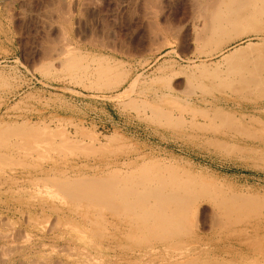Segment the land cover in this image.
Segmentation results:
<instances>
[{"label":"rangeland","instance_id":"1","mask_svg":"<svg viewBox=\"0 0 264 264\" xmlns=\"http://www.w3.org/2000/svg\"><path fill=\"white\" fill-rule=\"evenodd\" d=\"M154 2L0 0V132L26 121L35 128L39 125L38 131L48 129L51 134L59 131L56 132L58 136L52 134L41 148L20 147L14 137L0 145V155L12 166L11 170L1 168L0 163L1 177L13 175L18 181L13 192L0 194V200L10 206H19L22 201L24 206L28 204L33 209L37 218L29 225L32 235L23 239L25 241L15 237L17 233L22 236L27 227L26 214L11 218L5 231L15 240L0 242V261L5 260L2 264L15 261V253L9 250L3 253L6 251L2 250L3 246L14 247L15 252L41 256L47 264H57V260L61 264L60 259H65L68 253L77 255L91 247L64 241L62 232L68 230L69 224H62L49 241L39 242L41 232L50 234L48 225L55 223L56 215L73 214L43 180L45 176L37 177L39 183L23 184L19 178L22 174L28 175V171L32 175L40 174V170H47V177L73 176V173V177H100L118 172V176L123 177L125 171H135L137 176L148 168L152 173L160 167L167 177L179 175L174 180L194 193L195 217L189 223L198 234L202 249L210 250L217 245L225 260L233 264L246 258L264 260V32L244 34L221 50L205 47L195 40L201 20L193 13L188 0H165L163 9ZM57 7L70 10L66 40L62 37ZM68 56L76 57L73 61L79 59L82 64L76 77L64 67L66 60L63 58ZM59 59L63 63H59ZM100 65L110 68L118 79L112 89L102 91L94 87L96 77L91 72ZM244 81L252 86L247 92L238 93L227 87ZM199 85L206 86L208 93H201ZM163 94H168L167 98L171 95V100L177 97L174 101L187 106L188 110L165 106L162 99L159 100ZM147 102L164 107L170 118H181L182 123L166 125L163 120L156 121L155 117L153 120ZM215 103L230 113L242 129L259 136L246 137L228 128L216 136L209 129L206 116L192 114L189 110L205 108L210 114ZM65 139L71 144L80 142L83 151L75 144L74 148H66ZM220 142L228 149L217 145ZM128 162L135 163L128 168ZM227 218L231 222L228 223ZM93 233L98 231L93 230ZM98 245L103 249L110 247L102 237ZM116 245L119 250L126 248L127 253H131L128 247L137 249L134 244L126 245L125 242ZM16 246L23 247L17 249ZM59 247L63 249L60 252L56 250ZM63 252L66 255L62 256ZM86 255L105 253L91 251ZM21 263L17 260L15 264Z\"/></svg>","mask_w":264,"mask_h":264},{"label":"bare ground","instance_id":"2","mask_svg":"<svg viewBox=\"0 0 264 264\" xmlns=\"http://www.w3.org/2000/svg\"><path fill=\"white\" fill-rule=\"evenodd\" d=\"M188 2L192 8L193 13H196L198 18L201 20V28L196 33L195 40H196V42H199L202 46L215 47V49L221 50L223 47H225L229 43L239 39L244 34L251 33V32H253V33L264 32V24H262V20H264V0H188ZM146 3H147V0H146ZM154 3H156V5L159 6L160 9L165 8V4H166L165 0H155ZM154 3H152V4H154ZM68 6L70 7V5H68ZM53 9L51 11H53ZM61 9L62 10H58V7L56 8V10L59 13V21L61 24V29L63 31V32L61 31V33L63 35L62 37L64 38V40H66L67 31L70 27V22H69L70 10H69V8L64 9L62 7H61ZM81 10H82V8H81ZM54 11H55V9H54ZM53 13L55 14V12H53ZM59 36H61V35H59ZM61 42H62V40H61ZM45 44H46V42H45ZM47 48H49V47H47ZM66 51H68V50H66ZM75 58H73V57L70 58L69 56H68V58L67 57L65 59L63 58V60H66L64 67L68 71L72 72L73 73L72 76H74V77H76L75 75H77L76 74L77 71H80L83 68L82 64L78 61L79 59L73 61ZM58 61H59V63H63L62 61L60 62V59ZM97 61H99V60H97ZM89 74H86V75L88 76ZM91 74L95 75V77H96L95 78L96 81L94 82L95 83L94 87L96 86V89H101L102 91L107 90V89H112L116 85V83L118 82L117 81L118 79L114 77L112 70L110 68L102 67L101 65L94 68L93 71L91 72ZM80 76L81 75H78L77 77H80ZM87 76H86V78H87ZM84 77H85V75H84ZM227 87H229L230 89H233L234 91H236L238 93H244V92H247V90H249V88H251L252 86H251L250 82L244 81V82H240L238 84L229 85ZM191 88H193V87H191ZM198 88L200 89L199 91H201V93H204V94L208 93V91H209L208 88L206 86H203V85H201V86L199 85ZM189 92L191 93V91H189ZM164 94L159 98V100L162 99L161 103L164 104L165 106L175 107V108H178L181 110L187 109V106H184V105H181V104H178L175 102L177 97H175V98H173V100H171L172 98L170 97L171 96L170 94H169L170 96H168V98L166 97L168 94L167 95H164ZM239 95H242V94H239ZM243 96H245V95H243ZM199 97H200V95H199ZM225 100H226V98H225ZM244 101H246V100H244ZM187 102H189V101H187ZM212 102H214V101H212ZM227 102H229V101H227ZM161 103H159V104H161ZM189 103H187V104H189ZM202 103L203 102L201 101L200 104H202ZM215 105H216V103L213 106H211L210 114L207 113L208 109H205V108L204 109H198V110H193V109H189V110H191L192 114H198L200 116H206L209 129L211 130V132L213 134H216V136L218 134H220V132H223V130L225 128L237 131L246 137L254 138L256 136H259L257 134H254L251 131L242 129L241 126H239L236 123L234 117H232L230 113L223 111L221 109V107H218L217 105L216 106ZM229 105H231V104H229ZM147 106L149 107L148 109H150L154 115L152 117V119L155 117L156 121L163 120V123H165L166 125H180L182 123L181 118H175V119L170 118L168 111L163 109L164 107L155 105V103H151V102H147ZM236 106H237V104H236ZM236 111H235V114H236ZM233 112H234V110H233ZM255 112H257V111H255ZM152 113H151V115H152ZM26 123H28V122L26 121ZM26 123L21 122L20 125H18V124H15L14 126L12 125L13 127L10 125L11 126V127L9 126L10 128L7 125V127L9 128V131L0 132V145H5L6 141L8 140L9 137H14L18 140V142L16 144H18V146H20V147H23V148L25 147L28 149H29V147H31L33 149L41 148V147H43V143H45V141H48L50 139V137L52 136V134L57 132L56 130H54V132L51 134V132L48 129H42V130L38 131L36 129L39 127V125H37L35 128V126H33V127L31 126L32 124L28 125ZM246 124H248V122ZM60 131H63V130H60ZM35 133H39L40 135H43V136H39L38 134H35ZM41 133H43V134H41ZM57 136H58V134H57ZM200 136H201V134H200ZM67 138L69 139V137H67ZM82 138H83V136H82ZM240 139H242V138H240ZM59 140H61V139H59ZM248 140H250V139H248ZM235 142H236V140H235ZM257 142H259V141H257ZM79 143L76 144L74 141L73 144L78 145V147L80 149L83 148ZM73 144H71V142L69 143L68 140L65 139L63 145L66 146V148H70ZM222 144H221V142L217 143V145H219L220 147L227 148L226 145H222ZM229 145L231 146V143H229ZM45 146H46V144H45ZM83 146H85V145L83 144ZM260 147L258 146V148H260ZM58 148H60V147H58ZM72 148H74V146H72ZM214 148H216V147H214ZM217 148L219 149V147H217ZM234 148H236V147H234ZM7 149L5 151H7ZM33 149H31V150H33ZM75 149H77L76 146H75ZM87 149L89 150V148H87ZM238 149L239 148L237 147L236 150H238ZM221 150H224V149H221ZM227 151L228 150H226V152ZM206 152H207V150H206ZM231 152H232V150H231ZM247 152H249V149ZM254 152H255V150H254ZM90 153H93V152H90ZM98 153H100V152H98ZM251 154H253V153H251ZM85 156H87V155H85ZM259 156H260V154H259ZM5 159H6V157L4 158L2 155H0V163H2L1 168H7V169L9 168L10 169L12 166L8 163V160L6 161ZM124 163H126V161ZM133 163H135V162H133ZM133 163L128 162L126 164V166L128 168H131ZM144 163H147V162L144 161ZM118 165H120V164H118ZM145 166H146V164H145ZM150 166H152V165L150 164ZM153 166H154V164H153ZM140 167L141 166H139V169H140ZM158 167H160V166H158ZM160 168L155 170L152 173H150V171H152V170H149V168H148L147 172H145V170H143V172L142 173L140 172V174L137 176H135V174H134L135 171H133V172L125 171L124 172L125 176H123V177L118 176V172H116L117 174L116 173H112V174H108V175L104 174L105 176H100V177H92V176L91 177L90 176L73 177L74 173H73V176L60 175L59 177H56V176L47 177V170H46V172L44 170L43 171L40 170V172H41L40 174H38L39 172L37 173L36 171H35L36 173H34L33 175L29 171H28V175L25 174V176H24L22 174L19 178H22L21 183H23V184H26V183L33 184L34 182L38 181V180H36L38 176H42V175L45 176L46 178H44L43 180L46 181L47 184L53 188V190H55V193H54L55 196L60 198V201H62V203L68 208V210L71 211L69 213L73 214V215H69L68 217L66 215L65 216L56 215V217L54 218L55 223L53 225L51 224V226L48 225V227H49L48 229L50 231V234L49 233L47 234L44 231L41 232L40 237H38L39 242H44V241L48 240L49 238H52V236H54L53 232L54 231L58 232V230L61 229L60 226L62 224H69L70 227L68 226L69 227L68 230L66 229L67 231L62 232V234H63L62 236L66 238L64 241L71 242V243L72 242H75V243L80 242L83 244L91 245V247L86 248V250L79 252L77 255H71V253H68V255L65 257V259H60L61 264H233V263H228L225 260V258L222 255L221 248L217 247V245L212 247L210 250L208 248H207L208 250L207 249L204 250L201 248L200 238H198V236H197L198 234L195 232V230L194 231L192 230V227H191L192 225L189 223L195 217V215H194L195 199L192 196V194H194V193L191 194V192H188V190L184 189V187H182L181 184H178V182H176L177 180L176 181L174 180L175 179L174 177L179 176V175H175L174 177H167L166 174L160 170ZM150 169H151V167H150ZM162 169H166V167L162 168ZM172 169H173V166H172ZM172 171H171V173H174ZM50 172H52V171H50ZM1 174L2 173H0V194L5 195V194L9 193L10 191L13 192V190H12L13 186L17 185V183H18V181L16 180V177L12 175V176H8V178H6L5 176L1 177ZM177 174H179V173H177ZM180 175H182V174H180ZM183 175H185V174H183ZM32 176L36 177V178H33L34 180H32V178H31ZM186 179H188V178L186 177ZM190 181H192V180H190ZM38 183H39V181H38ZM41 187L42 186H40V189H41ZM51 187H50V189H51ZM43 188H44V185H43ZM1 190H4L5 192H2ZM25 190L28 191L27 189H25ZM25 190L23 192H25ZM16 191L20 192V191H18V189ZM27 195H28V197H30L29 193H27ZM48 195H50V193ZM197 195H202V194H197ZM233 195H235V194H233ZM50 196H52V195H50ZM24 198H26V197H24ZM222 198H225V197H222ZM238 198H240V197H238ZM238 198H234V199L237 200ZM41 199H42V197H41ZM49 199L54 200V198H50V197H49ZM217 201H219V200H217ZM14 202H15V200H14ZM40 202H42V200ZM256 202H258V201H256ZM7 203L8 202H6L5 200H0V211L2 210V215L3 214L5 215L4 217L2 215H0V242H6V243L12 242V239L13 240H15V239L16 240H18V239L27 240L28 235L30 234L29 225L33 224V222L37 219L33 209L28 207V204H25V206H24L22 201L20 203H18L19 206H14V205L10 206ZM27 203H29V202H27ZM227 204H229V203H227ZM227 206L228 205H226V207ZM55 207H57V206H55ZM52 209H54V208H52ZM58 213H59V211H58ZM23 214H26L25 220L27 223L26 224L27 227L24 229V231H23L24 234L22 233V236L17 233V237H15V239H14L13 236L11 237V233H8L5 231V228H8V225L11 223V221H10L11 218L16 217L17 215H19L21 218ZM45 216H46V214H45ZM215 218H217V217H215ZM221 218H223V217H221ZM42 219H43V217H42ZM219 221H221V220H219ZM227 221H228V223L231 222V220L229 218H227ZM218 223H220V222H218ZM39 224H40V222H39ZM212 225L214 226V224H212ZM43 228H45V227L43 226ZM93 230L98 231V233L94 235ZM36 231H38V230H36ZM30 235H32V234H30ZM101 237L103 239L106 238V241L108 242L110 247H107L105 245L106 248L103 249L101 245H98L99 239H101ZM25 240H23V241H25ZM123 242H125L126 245L127 244H130V245L134 244L137 249H133L131 247H128L127 250H128V252H129V250H131V253H127L126 248H123V249L121 248L119 250L116 243L120 244ZM101 243L102 242H100V244ZM5 247H7V246L2 247V250H6L3 253L7 254V250L13 251L15 253V261L10 263V264H15L17 262V260H20L22 262L21 264H36V263L47 264V261L44 260L43 258H41V256L36 257V256H32V255H27L23 252H15L13 250L14 247H13V249H10L11 247H9V248L7 247L8 249ZM18 247L22 248L23 246H18ZM16 248H17V246H16ZM19 248H17V249H19ZM61 248H62V245H61ZM56 250L57 251L59 250V252H60L63 249H60V247H59ZM91 251H94L96 254L100 253V252L101 253L104 252L105 255H86ZM176 251H179V254L172 255V253L173 252L176 253ZM64 253L66 255V252H63L62 256ZM1 254H2V251H0V256H1ZM244 258H246V257H244ZM231 260H232V258H231ZM1 261H0V263H1ZM3 261H5V260H3ZM235 261H236V259H235ZM57 262H58L57 264H59L58 260H57ZM233 262H234V260H233ZM235 263L236 264H264V260H262L261 258H253V259L252 258H246L245 260H241V261L238 260Z\"/></svg>","mask_w":264,"mask_h":264}]
</instances>
